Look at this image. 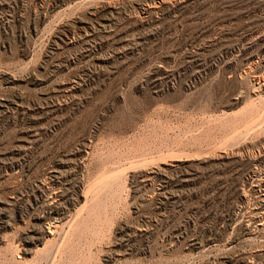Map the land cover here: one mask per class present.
<instances>
[{
    "label": "rangeland",
    "instance_id": "obj_1",
    "mask_svg": "<svg viewBox=\"0 0 264 264\" xmlns=\"http://www.w3.org/2000/svg\"><path fill=\"white\" fill-rule=\"evenodd\" d=\"M0 264H264V0H0Z\"/></svg>",
    "mask_w": 264,
    "mask_h": 264
},
{
    "label": "bare ground",
    "instance_id": "obj_2",
    "mask_svg": "<svg viewBox=\"0 0 264 264\" xmlns=\"http://www.w3.org/2000/svg\"><path fill=\"white\" fill-rule=\"evenodd\" d=\"M92 203V202H91ZM48 225H49V223H48ZM247 226V225H246ZM48 232H49V230H48Z\"/></svg>",
    "mask_w": 264,
    "mask_h": 264
}]
</instances>
